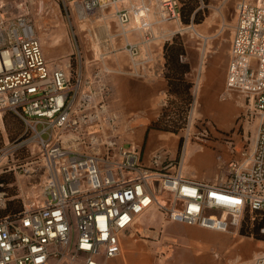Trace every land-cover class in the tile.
I'll use <instances>...</instances> for the list:
<instances>
[{
    "label": "built area",
    "instance_id": "built-area-1",
    "mask_svg": "<svg viewBox=\"0 0 264 264\" xmlns=\"http://www.w3.org/2000/svg\"><path fill=\"white\" fill-rule=\"evenodd\" d=\"M76 3L82 18L112 9L121 33L143 31L144 42L155 25L182 21L180 0ZM235 10L221 94L243 95L239 119L257 120V129L253 145L226 164L225 179L211 182L185 175L182 156L165 145L145 160L139 146L119 143L106 79L115 70L87 69L79 45L74 63L48 60L33 21L5 15L0 4V119L10 112L24 122L44 169L37 197L0 217V264H106L124 252L121 235L152 209L226 232L240 228L247 210L252 220L264 211V0H237ZM125 49L132 72L143 75L152 57L128 39ZM240 264H264V253Z\"/></svg>",
    "mask_w": 264,
    "mask_h": 264
},
{
    "label": "crops",
    "instance_id": "crops-1",
    "mask_svg": "<svg viewBox=\"0 0 264 264\" xmlns=\"http://www.w3.org/2000/svg\"><path fill=\"white\" fill-rule=\"evenodd\" d=\"M110 10L114 17L113 10ZM33 24L36 27L38 38L43 42L45 40L44 34L38 31L40 27L39 21H34ZM222 30L215 26L202 27L199 32L196 30L197 34L201 38H204L203 42H198V46L195 47V55H200V61L201 57H203L207 68L205 72H201L203 73L202 77H200L202 78L203 88H200V94L197 97L205 102L204 110L213 117L216 125L221 130L228 131L233 128V122L229 119L230 113H232V118H236L237 121L241 109L246 108V98L241 94H231L224 97L221 94L222 98H224L222 102L216 100L218 94H215L214 91L218 87H220V90L224 88L232 37L231 33L229 45L227 46L224 43L226 38L222 35ZM136 33L142 36V39L134 40V34ZM152 33L154 37L149 42H144L143 31L133 30L126 35L117 32L114 35L115 37H119V41L116 44L117 49H122L128 54L125 49L126 39L141 44L142 50L144 48L143 45L148 46L153 63L148 64L144 69L143 75L140 76L131 73L132 71L127 70V68L121 69L124 68L121 64H118V67H121L119 71L113 64L112 67L114 66L115 69L112 67L111 69L115 71L110 72L106 77L112 87L110 108L118 114L120 120L118 141L126 147H130L132 144L139 146L142 149L145 160H149L152 153L161 146L159 143L150 145V139L153 136L163 141L171 140L173 142V139L178 140L171 132L158 129L147 131L150 123L159 116L168 98V82L164 75L165 57L163 42H158L155 47L153 43L159 41L158 37L161 36L154 29H152ZM220 35H222V38ZM62 37L66 38V44L70 45L71 39L67 23L66 30L62 31ZM52 41L54 43L55 55L49 53L47 46H43L45 56L50 61L64 56L63 48L60 45L61 40L57 33L53 35ZM82 47L85 49L84 45ZM185 58L191 64V71L187 76H192L193 71L197 68V61L195 62L193 54L190 56L188 50H186ZM85 61L87 69H89L88 64L90 63V59H85ZM130 62L131 60L128 62V68L131 69L132 65L130 67ZM222 64H226L225 72L222 71ZM202 66L203 64H200V70H202ZM215 68H218V72L215 71ZM191 80L193 81V78ZM210 99H214L216 103L209 106L208 101H211ZM225 103H228V106H225ZM223 109L225 111L221 113ZM238 121L240 127L245 130V133L248 128L254 127V135L249 142L244 144L251 147L256 136L257 120L254 119L242 124V120L238 117ZM245 135V138L248 139V135ZM126 137L134 139L132 141L125 140L124 138ZM162 145L168 147L167 143ZM192 145L190 140L185 141L181 153L183 173L196 179L212 181L216 169L206 168L205 163H203L204 159L199 158L197 165L195 163L189 164V158L192 159L189 156ZM207 145L212 146L216 144ZM241 147L238 144L231 146L230 152L232 154L229 156L218 145V153L216 158L214 157L217 159L216 166L219 168L221 164H227L234 157H239ZM169 149L172 156L177 155L178 145L176 147L170 146ZM121 243L125 254L123 256L125 258L124 264H240L249 262L257 255L264 253V240L241 234L240 228L226 232L197 225H188L182 222H170L157 209L149 210L143 214L133 228L121 235ZM112 264L117 263L112 262Z\"/></svg>",
    "mask_w": 264,
    "mask_h": 264
},
{
    "label": "rangeland",
    "instance_id": "rangeland-1",
    "mask_svg": "<svg viewBox=\"0 0 264 264\" xmlns=\"http://www.w3.org/2000/svg\"><path fill=\"white\" fill-rule=\"evenodd\" d=\"M74 0H0L2 5V11L7 16H14L18 14L27 15L33 22L39 21L40 27L38 31L44 34V41L42 45L49 48V53L55 55L54 43L52 41L53 35L58 34L60 38V45L63 48L64 56L56 60L66 61L71 58L72 62L75 61V53L77 52L76 46L79 45L84 54V60L90 59L89 70H95L97 67L108 66L120 71L121 67L118 64L124 66V68L131 70L132 63L130 62V68H128V62L131 60L129 54L122 49H117V42L119 37L114 35L121 33L120 26L112 16L110 8L97 9L89 13L86 17L82 18L79 15L80 7ZM254 2L257 0H253ZM236 3L237 0H222L207 2L200 0V7L203 10L204 20L201 23H185L168 21L160 23L154 26V30L161 37H158L159 41H155L156 47L158 42L171 41L174 37H178L183 41L186 50L190 52V56H195V62L197 68L193 71L192 76H187L189 80L193 78V102L189 110L187 123L178 133H172L178 140L163 141L159 140L156 136L150 139V145L159 143V145L167 143L168 147L177 146L180 138L183 139L185 144L186 140L192 142L190 147L191 154L189 156V164L197 165L198 159H204L206 168H215L216 173L213 176L211 182H216L221 179H225L226 164H221L218 168L216 165L218 145H220L225 153L231 156L230 147L234 144H238L239 147L246 144L251 140L254 135V127H250L246 130L240 127V123L236 118H232L231 114L229 119L233 122V128L228 131L221 130L215 123L213 117L206 113L204 110L205 102L201 101L198 96L200 94V88H203L201 81V75L207 70L206 62L200 55H195V47L198 46V42H203L196 30L199 32L202 27L215 26L222 30L224 37V43L228 46L229 39L233 27L236 22ZM113 17V19H112ZM60 19V20H59ZM61 21V22H60ZM63 21V23H62ZM66 23L70 34V45L66 44V38L62 37V31L66 30ZM123 35V33H121ZM222 35L220 37L222 38ZM142 39L138 33L134 34V40ZM76 40V41H75ZM46 41V42H45ZM85 49H83V45ZM144 55H150L151 51L148 46L143 45ZM151 56V55H150ZM188 61V59H186ZM153 63V59L148 64ZM200 64L202 70H200ZM209 65V64H208ZM114 68V66L112 67ZM114 68V69H115ZM222 71L225 72L226 64H222ZM218 72V68H215ZM165 71V68H164ZM191 71V70H190ZM118 72V71H117ZM138 75L134 72H131ZM140 76V75H139ZM218 87L214 93L218 94L216 100L222 102L221 93ZM224 97V96H223ZM202 98V97H201ZM208 105L216 103L214 99H210ZM228 106V103H225ZM225 109H223L224 113ZM245 111L241 109L240 115ZM230 120V121H231ZM236 132L234 133V131ZM245 134L248 135V139L245 138ZM31 134L27 130L24 122L17 116L10 112H5L2 119H0V192H4V195L0 200V210H4L10 201L15 200L21 202L22 206L27 203L32 197H37V193L41 188L43 181L44 169L39 156V151L36 145L29 140ZM125 140H131L128 137ZM134 142V141H133ZM202 143V144H201ZM215 143L216 145H207ZM183 144V147H184ZM198 144V145H197ZM201 146V147H200ZM183 150V148H182ZM182 153V151H181ZM181 153H177L176 157L179 158ZM175 156V155H173ZM215 157V158H214ZM215 159V160H214ZM39 198V197H38ZM255 217V215L253 214ZM245 215L242 219L241 225ZM251 218V216H250ZM252 220V219H251ZM170 222H175L170 220ZM241 227V226H240ZM124 252L117 257L110 258L106 264H124L125 263ZM66 264V263H64Z\"/></svg>",
    "mask_w": 264,
    "mask_h": 264
},
{
    "label": "trees",
    "instance_id": "trees-1",
    "mask_svg": "<svg viewBox=\"0 0 264 264\" xmlns=\"http://www.w3.org/2000/svg\"><path fill=\"white\" fill-rule=\"evenodd\" d=\"M181 17L185 23H201L204 20L200 0H180ZM207 2V0H203ZM165 71L168 82V98L163 105L159 116L148 126L150 129L178 133L187 123L190 107L193 102V81L187 78L191 64L186 60V48L182 40L174 37L164 43ZM183 139L178 141V153L183 148ZM23 209L21 202L12 200L4 210H0V217L19 212ZM255 218L251 220L250 211L247 210L240 227V233L264 240V211L254 212Z\"/></svg>",
    "mask_w": 264,
    "mask_h": 264
},
{
    "label": "bare ground",
    "instance_id": "bare-ground-1",
    "mask_svg": "<svg viewBox=\"0 0 264 264\" xmlns=\"http://www.w3.org/2000/svg\"><path fill=\"white\" fill-rule=\"evenodd\" d=\"M81 16H83V15L81 14Z\"/></svg>",
    "mask_w": 264,
    "mask_h": 264
}]
</instances>
